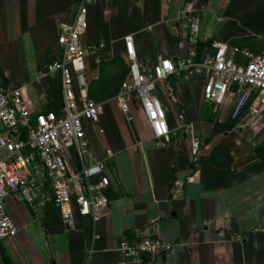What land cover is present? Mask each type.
Masks as SVG:
<instances>
[{
	"label": "crops",
	"instance_id": "obj_1",
	"mask_svg": "<svg viewBox=\"0 0 264 264\" xmlns=\"http://www.w3.org/2000/svg\"><path fill=\"white\" fill-rule=\"evenodd\" d=\"M77 1L0 0V72L33 112L63 106L60 74L48 65L61 54L60 26ZM187 7L200 18L195 40L192 14L181 13ZM127 37L144 69L191 49L203 56L215 41L260 52L264 0H97L83 43H105L100 63L88 55L87 78L106 111L99 123L86 121V129L95 159L106 161L110 201L95 221L74 202L70 226L43 192L33 202L11 193L8 208L19 232L0 241V264L6 256L9 264H264V158L257 152L264 124L242 128L228 112L219 114L204 99L203 80L187 72L171 76L176 102L164 84L159 93L170 126L178 127L183 114L198 124L202 146L194 153L192 137L177 128L170 143L158 145L140 103L130 102L132 120L118 105L130 71ZM151 234L172 249L139 262L116 248L122 239Z\"/></svg>",
	"mask_w": 264,
	"mask_h": 264
},
{
	"label": "built area",
	"instance_id": "obj_2",
	"mask_svg": "<svg viewBox=\"0 0 264 264\" xmlns=\"http://www.w3.org/2000/svg\"><path fill=\"white\" fill-rule=\"evenodd\" d=\"M97 0H78L74 13L61 23L58 44L61 54L48 69L59 73L63 89V106L54 110L33 112L21 89L7 87L0 72V241L17 236L19 230L8 208L11 193H21L28 201L36 192H43L54 206L62 209L70 226H74L73 204L83 215L97 219V209L109 203L106 190L110 184L104 175L106 161L96 160L86 129V121L99 123L106 103L90 96L87 78V57L96 55L100 63L105 43H83L89 27V11ZM191 13V34L195 40L200 30V18ZM130 71L117 94L120 110L133 119L130 102L137 100L150 124L158 145L171 142L174 129L192 137L194 153L202 140L198 124L180 115V124L172 128L160 97V86L177 101L171 76L187 72L203 80L206 102L227 108L229 118L242 128L264 124V48L257 52L248 46L215 41L213 49L198 56L195 49L188 56L172 60L162 58L152 69H144L134 50L133 38L127 37ZM68 149H74L79 165H69ZM113 151L108 150V155ZM49 188V190H46ZM98 235H94L97 238ZM117 249L128 258L143 262L146 255L157 256L172 249L158 236L143 235L136 240L122 239Z\"/></svg>",
	"mask_w": 264,
	"mask_h": 264
},
{
	"label": "trees",
	"instance_id": "obj_3",
	"mask_svg": "<svg viewBox=\"0 0 264 264\" xmlns=\"http://www.w3.org/2000/svg\"><path fill=\"white\" fill-rule=\"evenodd\" d=\"M115 90H116V89H115ZM90 96L93 97V98H95V99H97V97H98L99 95H96V94L93 95V94L91 93V89H90ZM233 123H234V121H230L229 124H227V125H233ZM218 129H219V127H218ZM215 131H217V129H216ZM257 152H258V154L260 155V157L264 158V142H262V143L257 147ZM5 258H6V261H7L6 263L9 264V263H8L9 260H8L7 256H6Z\"/></svg>",
	"mask_w": 264,
	"mask_h": 264
},
{
	"label": "rangeland",
	"instance_id": "obj_4",
	"mask_svg": "<svg viewBox=\"0 0 264 264\" xmlns=\"http://www.w3.org/2000/svg\"><path fill=\"white\" fill-rule=\"evenodd\" d=\"M227 112H228V109H227V108H224V109H223V108L221 107V108L218 109V113H219V114H222V115H223V114H226ZM68 154H69V156H70V154H71V150H70V149H68Z\"/></svg>",
	"mask_w": 264,
	"mask_h": 264
}]
</instances>
